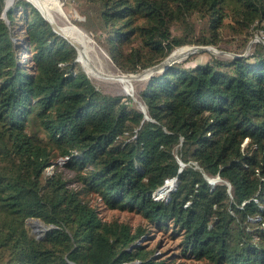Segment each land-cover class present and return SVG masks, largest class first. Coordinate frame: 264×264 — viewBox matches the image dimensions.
I'll return each instance as SVG.
<instances>
[{
	"label": "trees",
	"instance_id": "obj_1",
	"mask_svg": "<svg viewBox=\"0 0 264 264\" xmlns=\"http://www.w3.org/2000/svg\"><path fill=\"white\" fill-rule=\"evenodd\" d=\"M74 1L122 71L184 45L235 54L154 73L143 112L98 89L31 2L0 0V264H264V42L242 54L264 0ZM29 217L54 227L37 238ZM149 227L178 252L156 253Z\"/></svg>",
	"mask_w": 264,
	"mask_h": 264
},
{
	"label": "rangeland",
	"instance_id": "obj_2",
	"mask_svg": "<svg viewBox=\"0 0 264 264\" xmlns=\"http://www.w3.org/2000/svg\"><path fill=\"white\" fill-rule=\"evenodd\" d=\"M57 6H59L60 8L59 7L53 8V10L51 11V14H52L51 18H53V20L56 23L58 22L57 23L58 26H61V27L72 26L76 28L77 30H79V32H81L82 34L81 37L83 40L82 41L83 42L82 43L83 53L77 50V60L79 62L80 67L86 72V74L91 79L93 84L98 89H100L101 91L105 93L114 94V95L123 94V95L130 96L132 98V102L136 106L142 109L144 105L139 98V95H138L139 91L142 89V87L144 86V83L147 81V79L150 76L162 70H158V71H155L149 74H144V75L142 74L138 78H133L129 80L126 84L123 83L122 81L119 82L118 77L114 75L138 74L139 72H142L144 69L138 72H126V71L120 70L113 62L105 46L100 43L101 37H98V34H100V31L90 30L87 28L86 25L81 23V20L84 19V16L79 11L75 1L74 0H57ZM19 30L20 28H18V31H16L17 37L22 40L21 31ZM256 41L264 42V31L261 30V31L254 33L250 41L246 44L245 46L246 48L243 49L245 51L242 54L243 55L248 54L253 48V43ZM186 47H188V45H184L182 47L180 46V48L176 47L177 49L174 48L175 50L173 49L174 50L173 52L180 50L182 48H186ZM211 47L219 52L213 53L208 50L196 51V52L191 53V54H194L193 55L194 57H192L191 60H186L188 56L191 55L189 54L186 57L175 60V62H181V63H184L185 65H192V64H196L197 62L206 61L211 56H215L216 58L220 60H226L230 58L231 56H233V54H235L233 50H229L224 47H216V46H211ZM18 54H21V52H19ZM83 55L91 62V64L95 68L98 69L97 71L98 73L100 72L99 74H93L91 72L89 73V70L85 68L82 62ZM50 169L51 168L48 167L49 171ZM167 194H165L164 196H166ZM98 203L102 205V201ZM103 213H105L107 216H110V215L119 216L121 218L129 220L133 224H137L143 220L140 214H136L130 211H120L118 209H113V210L105 209ZM27 227L29 228L31 232L33 229H36V226L32 224V222L27 224ZM149 237H150L149 244L151 246H157L156 253H158L159 255L165 256L169 252H172V253L178 252L179 247H177L176 244L179 241V238L170 239L168 236L164 235V232L162 230L152 229V227H149ZM177 260H180V259H177ZM184 262L186 264H198V262L193 258H189V259L185 258Z\"/></svg>",
	"mask_w": 264,
	"mask_h": 264
},
{
	"label": "water",
	"instance_id": "obj_3",
	"mask_svg": "<svg viewBox=\"0 0 264 264\" xmlns=\"http://www.w3.org/2000/svg\"><path fill=\"white\" fill-rule=\"evenodd\" d=\"M29 2H31L35 7H37L32 1L28 0ZM13 1L11 2H7L5 5V10H7ZM38 8V7H37ZM38 10L40 11V9L38 8ZM41 14L45 17V19L47 21H49L53 27V29L58 32L59 34H61L62 36H64L69 42H71L77 50H79L78 44L75 43L73 40H70L68 37H66V35L63 33V31L61 30L62 28H60L58 25H55L42 11H40ZM182 47V46H181ZM180 48V47H179ZM177 49V48H176ZM175 50V49H174ZM172 50L162 61L148 67L145 68L142 72H139L138 74H133L134 77L138 78L140 77L142 74H149L158 70H163L165 69L169 64L175 62V60L179 59V58H183L186 57L187 55L196 52V51H203V50H208L211 51L213 53H218L219 51L215 50L214 48H212L211 46H203V45H188V50L182 55H175L173 57H170L172 52L174 51ZM142 111L145 112V107H142ZM145 117L147 118V115H145ZM181 165H183L182 162H180ZM174 179L176 180V177H174ZM219 179V176H216L214 178H209L208 177V182L210 184H214V182L216 180ZM176 182V181H175ZM164 185V184H163ZM162 187V186H161ZM160 187V188H161ZM175 188V185L173 187H171L169 189V191H171L172 189ZM159 189V188H158ZM163 196H160L159 198H162ZM30 222H32V224H34L36 226V229L32 230V233L35 234V236L37 238H41L45 235V233L47 232L48 229L54 227L53 224H47L42 222L39 218H35V217H29L26 219V225L29 224ZM137 244V243H136ZM74 264V263H73Z\"/></svg>",
	"mask_w": 264,
	"mask_h": 264
},
{
	"label": "bare ground",
	"instance_id": "obj_4",
	"mask_svg": "<svg viewBox=\"0 0 264 264\" xmlns=\"http://www.w3.org/2000/svg\"><path fill=\"white\" fill-rule=\"evenodd\" d=\"M11 1H13V0H6V3L11 2ZM30 1H32L40 9V11H42L55 25H58L57 24L58 22L56 23L53 20V18H51V16H52L51 11L53 10V8H55V7L58 8L60 6V5L57 6V0H30ZM64 22H66V21H64ZM63 25H65V24H63ZM59 27L62 28L61 30L66 35V37H68L70 40H73L75 43L78 44L79 51L81 53H83V44H82L83 40L81 37V35H82L81 32H79V30H77L76 28H74L72 26H68V27L59 26ZM187 50H188V47L177 50V51L173 52L170 57H173L175 55H181V54L183 55ZM82 62L84 64L85 68L89 70V73L90 72L93 74H99L100 73V72L98 73V71H97L98 69L95 68L84 55L82 57ZM114 76L118 77L119 82L122 81L125 84L129 80L136 78L133 76V74L132 75H123L122 74V75H114ZM173 186H174L173 180H167L161 188L157 189L156 192L158 195L164 196L165 194H167L169 192V189Z\"/></svg>",
	"mask_w": 264,
	"mask_h": 264
},
{
	"label": "built area",
	"instance_id": "obj_5",
	"mask_svg": "<svg viewBox=\"0 0 264 264\" xmlns=\"http://www.w3.org/2000/svg\"><path fill=\"white\" fill-rule=\"evenodd\" d=\"M47 171H49L48 168H47ZM167 180H173L174 185H175V181H176V180H175L174 178H170V179H167ZM167 180H165V182H166ZM156 191H157V190H156ZM156 191L152 192V196H153L154 198H159L160 195H158ZM167 195H168V194H167ZM167 195H166V196H167ZM166 196H163L162 198H164V197H166Z\"/></svg>",
	"mask_w": 264,
	"mask_h": 264
}]
</instances>
